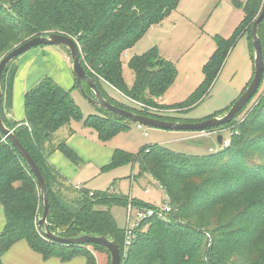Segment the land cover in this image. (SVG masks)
I'll return each mask as SVG.
<instances>
[{
    "label": "trees",
    "instance_id": "1",
    "mask_svg": "<svg viewBox=\"0 0 264 264\" xmlns=\"http://www.w3.org/2000/svg\"><path fill=\"white\" fill-rule=\"evenodd\" d=\"M178 2L0 0V58L33 36L51 32L67 34L77 41L81 64L109 103L162 120L195 122L198 120L171 114L186 113L207 96L230 48L242 35H247L253 61L250 30L263 0L234 1L243 12L242 19L228 38H214L216 46L202 66L200 83L183 100L162 104L159 98L177 77L175 64L161 57L155 46L133 55L126 63L133 73L129 85L123 76L121 54L151 25L160 23L175 10ZM257 34L264 60V18L258 25ZM16 70L13 60L1 75V116L43 174L49 202V229L63 237L86 233L105 236L114 240L121 251L125 230L117 226L111 206L127 205L129 200L138 208L152 207V203L127 200L126 196L110 191H77L49 164L47 156L58 150L74 164L81 163L80 157L64 140L52 142L54 133L72 121H82L93 128L98 139L104 142L126 130L123 122L129 120L99 106L94 107L101 115L84 117L71 95V90L76 89L75 84L66 90L48 76L24 93V119L10 120L6 111L12 107ZM109 87L120 92L121 98H113L107 92ZM83 89L92 96L87 84L83 83ZM235 120L207 129L235 124L238 130L230 134L228 145L207 155L176 152L160 144L144 145L135 153L121 149L113 151L110 162L103 169L136 164V176L158 184L171 205L167 220L147 218L140 222L128 255L121 256L120 264H264V251L258 253L264 236L256 237L264 229V96L246 119L239 124ZM63 188L74 195H65ZM0 204L5 216L0 232V257L19 240H25L43 259L54 257L63 262L83 255L85 264H96L95 256L87 246L108 253L96 244L60 245L40 233L37 222L43 204L38 186L27 164L2 132ZM143 225H146L145 230L140 229ZM0 264H3L1 259Z\"/></svg>",
    "mask_w": 264,
    "mask_h": 264
},
{
    "label": "rangeland",
    "instance_id": "2",
    "mask_svg": "<svg viewBox=\"0 0 264 264\" xmlns=\"http://www.w3.org/2000/svg\"><path fill=\"white\" fill-rule=\"evenodd\" d=\"M234 1L242 2L245 0H179L175 10L171 11L160 23L151 25L140 39L121 54L123 76L126 82L130 84L133 80V73L126 64L130 58L129 55L140 54L149 47L156 45L162 55L170 59L177 68V77L174 81V85L168 89L166 94L168 102H178L186 98L189 88L195 86L196 83L200 82L202 79V63L205 57L210 54L216 46L214 38L218 36L228 38L242 19L243 12L234 5ZM57 47L58 48L54 46H38L27 52L37 48L40 50L43 48L56 51L55 53L60 56L66 55L63 50L65 48L60 47V49L64 51L63 53L61 50H58L59 46ZM25 53L19 55L14 60V65L17 66L20 57ZM47 55L50 56V54ZM50 58L52 61L49 59L41 64L36 63L39 65L36 73L42 74L41 78L44 76L52 77L57 74L58 69L54 62L57 58L54 54ZM252 72L253 61L251 49L247 35L245 34L240 36L230 48L207 96L192 108L190 113L186 112L187 114L183 115L172 113L171 115L177 117L182 116L183 118H199L197 120H203L216 113H223L226 109H229L231 104L241 94L246 84H248ZM78 92H74V94L71 95L74 101L79 105L83 116L93 114L94 112V114L101 115L100 110L96 107L94 109L80 93L78 94ZM263 96L264 79L257 93L235 117L237 124L246 119L248 114L254 109ZM123 125L126 127V130L116 133L111 138L104 141V144H101V147H104V149H101L99 152L101 155L113 146H119L126 151L135 153L144 145L160 144L172 151L190 155H207L222 148V145L219 144L215 139L216 137L214 138L213 136L196 139L182 138L193 131L163 130L148 126H144L143 129H138L136 123L131 121L123 122ZM91 130L94 131L93 128H91ZM145 130L148 132V136H144L143 132ZM216 130H220L222 138L227 140H229L230 134L233 131H235V133L238 131L237 128H235V124L227 128H217ZM209 148H211V151ZM86 158L87 157L82 158L83 161L80 166L74 165L75 168L70 167L72 172L70 177L71 183L80 184L91 191H110L124 195L127 197V200L131 199L132 201L136 200L138 202L142 201L154 204L161 203L159 200L164 197L165 194L162 192L161 188H157L153 182H146L138 177L137 180L136 175L138 167L136 164H125L103 169L102 167H104L105 164L98 165L96 162V160L99 161L100 159L99 155V159L97 156L89 157L88 159L90 161L86 160ZM132 175H135V180L132 178ZM139 180L145 181V187ZM151 181L153 180L151 179ZM144 188L149 190V194H145ZM62 192L65 195H74L69 189L66 190L63 188ZM110 210L117 226L125 230L126 227H128L127 206L124 204H114L111 206ZM135 215L136 210L133 209L129 221L130 225L134 222ZM140 229L145 230L146 225L141 226ZM135 230L136 228L133 230L134 235L130 238V244L126 247V239L122 243V257L128 255V248L136 234ZM258 236L259 238L264 236V229L257 233L256 237ZM262 251H264L263 241L261 242V249L258 250V253Z\"/></svg>",
    "mask_w": 264,
    "mask_h": 264
},
{
    "label": "water",
    "instance_id": "3",
    "mask_svg": "<svg viewBox=\"0 0 264 264\" xmlns=\"http://www.w3.org/2000/svg\"><path fill=\"white\" fill-rule=\"evenodd\" d=\"M264 18V0L261 9L253 21L250 34L253 47V74L251 80L241 94L231 104L229 109L222 115L209 117L203 120L195 122H179V121H168L159 118L138 114L123 108H119L106 99H104L99 92L97 86L93 80L87 75L83 65L81 64V49L77 41L63 33L51 32L46 35L33 36L18 45L14 46L7 53L0 58V109L2 106V88H1V75L4 68L19 55L27 52L28 50L38 46H60L65 47L69 52L71 71L74 76L75 86L79 93L94 106L104 108L116 115H119L131 122L140 123L144 126L163 129V130H174V131H201L209 128H216L230 122L235 118L239 112L249 103L253 96L257 93L262 79L264 71V60L262 54V46L260 39L257 34L258 25ZM83 83L87 84L92 91V96L87 95L83 89ZM0 132L10 141L11 145L22 157L28 168L32 172L36 184L39 189L41 202L43 204V211L41 217L38 219L37 225L40 233L48 240L66 246H76L83 244H96L105 248L109 253V264H120L121 263V251L118 244L114 240H110L105 236L93 235L90 233L82 234L78 237H63L49 229L47 222V215L49 213V202L47 187L41 173L39 166L33 159L28 150L20 143L17 136L14 134L13 129L8 128L1 116L0 111ZM217 141L222 145V135L217 136ZM88 247V246H87Z\"/></svg>",
    "mask_w": 264,
    "mask_h": 264
},
{
    "label": "crops",
    "instance_id": "4",
    "mask_svg": "<svg viewBox=\"0 0 264 264\" xmlns=\"http://www.w3.org/2000/svg\"><path fill=\"white\" fill-rule=\"evenodd\" d=\"M154 46L156 47V45H153L151 47H154ZM54 47L58 48L57 46H54ZM151 47H149V48H151ZM214 49H213V51H214ZM58 50H61L63 53L65 51L66 55L64 54V55L60 56L59 54L55 53L56 51L43 49V48H41V50H40L37 48V49L31 50V51L25 53L23 56L20 57V59L17 63V70L15 73V78H14V82H13L12 107L8 112L6 111V117L8 119L15 120V121H22L24 119V107H23L24 93L27 90H29L31 87H33L41 79V75H42L40 73H36L37 69L39 67V65H37L36 63L41 64L44 61L46 62L49 59L51 60L50 57L53 54L57 58V60H55L54 62L56 63V67H57L58 71H57V74H55L56 76L53 75L52 77H50V76L49 77L52 78L55 82H57L60 86H62L66 90H70L73 88V86L75 84V80H74V76L72 75V72H71V65H70L69 56H68L67 51L65 49H63L64 51L62 49H60V46H59ZM49 52H51V53H49ZM158 52H159V55L161 57L165 58L159 50H158ZM212 52H210V54H208L205 57V59L202 63V66L207 61V59L212 54ZM47 54H50V56H48ZM133 55H136V54L129 55V57H132ZM165 59H167V58H165ZM167 60H170V59H167ZM252 74H253V72H252ZM252 74H251L250 78L252 77ZM44 77H46V76H44ZM202 78H203V74H202ZM199 83L200 82L196 83L195 86H192L191 88H189V92L187 93V95ZM173 85H174V83L172 84V86ZM167 91L161 98H159V103H162V104L176 103V102H168L167 95H166ZM74 92H78V91L74 90V89L71 90L72 95L74 94ZM107 92L111 96H113V98H116V99H120L122 96V94L120 92L116 91L113 87H109V89L107 88ZM78 94H79V92H78ZM90 105H92V104H90ZM92 106L95 109L94 105H92ZM191 111H188V113H190ZM180 114L183 115V114H187V113H180ZM179 118H183V117L181 116ZM183 119L193 121V120H197L199 118L194 119V118H187L186 117ZM190 135H191V133L183 136L182 138L183 139H196V138H187ZM144 136H148V134L144 135ZM62 140H64L66 142L67 146H69L80 157L81 163L83 161L82 160L83 157H87L86 160L90 161L88 159L89 157L97 156V158H98V155H99L100 156V159L98 158L99 161L96 160L98 165H104V164L107 165L110 162L113 151L115 149H121V150L126 151L125 149H123L119 146H113L112 148L105 151L103 155H101L99 152L101 149H104V147H101V144H104V142H102L98 139V136H97V133L95 130L92 131L91 128L85 126L82 121H79V122L72 121L69 125L63 126L59 130H57L52 137V142H53V144H56ZM209 150L211 151V148H209ZM127 152H129V151H127ZM131 153H133V152H131ZM47 161L49 162V164L52 167H54L65 178L66 182L69 185L73 186V188L75 190H77V191L79 189L89 190L88 188H86L80 184H73L70 181V177L72 174L70 167L75 168V166H80L81 163L77 164V165L74 164L73 162H71L68 158H66L58 150H54L53 152H51L47 156ZM132 165H134V164H132ZM72 170H74V169H72ZM132 178L135 180V175H132ZM136 178H137V176H136ZM137 180H138V178H137ZM143 180L142 181L139 180V182H141L144 185L146 183H144L145 181H143ZM155 185L157 186V188H161L158 184H155ZM144 187H145V185H144ZM144 190H145V188H144ZM89 191L94 192L91 190H89ZM145 194H149V192L145 193ZM165 200H167V198L164 195V197H162L159 201L164 202ZM4 223H5L4 210H3V206L0 204V232L4 226ZM87 248L94 254L95 259H96V264H108L109 255L106 251L98 250V249H95V248L90 247V246H88ZM0 259H1V262L3 264H85V262H86L85 257L83 255H76L75 257H73L69 261H64V262L60 261L59 259L54 258V257H51L48 259H43L41 254L33 251L28 246V244L26 243L25 240H19V241L15 242L6 252H4L1 255Z\"/></svg>",
    "mask_w": 264,
    "mask_h": 264
},
{
    "label": "built area",
    "instance_id": "5",
    "mask_svg": "<svg viewBox=\"0 0 264 264\" xmlns=\"http://www.w3.org/2000/svg\"><path fill=\"white\" fill-rule=\"evenodd\" d=\"M133 102L136 103L135 101ZM137 104L141 106L140 103H137ZM136 127L138 129H143L144 125L140 123H136ZM143 133L144 135L148 134L146 130ZM190 133L191 135L188 136L187 138H201V137H211V136H213L214 138L215 137L217 138V136L221 133V131L213 129V130L193 131ZM228 143H229V140L222 138V145H228ZM148 192L149 190L145 189V193H148ZM126 206H127V226H128L125 229L126 247L130 244V238L134 235L133 230L139 226L142 220L147 219V218H157L161 220L162 219L167 220L169 217L168 215L171 211V205L168 200H165L164 202H161L158 204L153 203L152 207L138 208V207L133 206L130 201L128 202ZM133 209L136 210V215L134 217V222L130 225L129 221L131 219V213Z\"/></svg>",
    "mask_w": 264,
    "mask_h": 264
}]
</instances>
